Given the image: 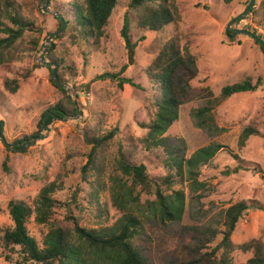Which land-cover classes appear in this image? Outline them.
Here are the masks:
<instances>
[{"label": "rangeland", "instance_id": "obj_1", "mask_svg": "<svg viewBox=\"0 0 264 264\" xmlns=\"http://www.w3.org/2000/svg\"><path fill=\"white\" fill-rule=\"evenodd\" d=\"M14 1L25 20L43 26L44 32L27 30L13 51L18 69L32 67L37 60L40 67L33 77L22 83L16 94L8 93L0 79V121H3V134L11 146H5L0 138V238L6 229L14 226L9 214L10 203L23 202L33 207L41 189L60 175L64 176V189L55 195L62 203L56 210V219L66 224V217L74 215L86 228L110 230L114 227L122 213L113 206L111 194L115 187L119 189V181L131 185L116 166L121 146L131 162L144 164L150 178L161 183L168 175L167 156L162 149L147 150L139 141L146 134L144 126L150 123L156 111L154 88L147 71L165 42L179 34L184 55L187 58L198 56V75L190 92H181L179 119L165 136L172 144H176L177 137L185 140L187 160L213 144H220L224 149L194 176L198 184L193 182L186 166L183 182H177L172 189L162 186L166 194H171L172 190L184 191L186 207L181 222H158L147 204L155 201L156 196L140 195L139 205L150 220L144 217L145 231L135 240V246L151 264H211L202 259L220 244L226 211L244 201L262 208L249 210L239 220L232 236L236 250L231 264H247L254 252L238 247L252 241L264 246V85L255 93L234 95L215 109V122L225 132L217 135L198 128L194 115L208 100L218 98L223 87L248 78L254 82L259 77L264 78V53L255 40L237 33L233 36L235 41L229 42L226 35L229 22L247 9L250 0H234L231 4L223 0H177L183 21L167 25L157 33L142 30L137 14L132 12L134 52L127 49L121 36L124 15L131 0H119L98 47L84 41L68 24L58 35L61 38L57 36L47 43L49 35L59 26L55 14L69 13L70 0H48L49 13L42 11L45 17L38 12L44 3ZM261 2L256 0V8L261 7ZM256 22L254 14L249 13L242 21L234 23L230 31L247 30L264 40V25ZM1 36L4 35L0 33ZM35 40L38 46L34 51ZM28 49L32 52H27ZM52 50L64 59L62 82L70 89L69 92L66 89L67 95L76 106L77 115L55 116L43 128L44 114L64 98L52 82L54 65L41 61L55 64L50 57ZM124 65L128 69L123 76L134 79L140 88L126 85L119 89L115 82L97 79L104 73L119 72ZM48 113L53 114L52 111ZM248 127L256 134L241 148L239 138ZM116 128L118 134L104 153L106 185L99 199L103 208L100 212L98 204L90 197L92 179L85 182L82 177L81 169L92 147L87 136L105 135ZM34 134L38 136L25 146L26 151L15 150L14 145H21L18 140ZM7 157L9 172L3 168ZM27 227L42 247V238L49 232V226L38 225L31 218ZM207 229L215 232L209 244L202 234ZM202 239L207 245L195 248L197 243L201 245ZM0 264L14 263L1 257Z\"/></svg>", "mask_w": 264, "mask_h": 264}, {"label": "trees", "instance_id": "obj_2", "mask_svg": "<svg viewBox=\"0 0 264 264\" xmlns=\"http://www.w3.org/2000/svg\"><path fill=\"white\" fill-rule=\"evenodd\" d=\"M44 3V0H36ZM226 4H231L234 0H223ZM119 0H70L69 13L61 15L68 26L77 30L81 38L92 46L98 47L102 37L105 35L109 20L118 6ZM261 7L256 6L250 11L256 17L257 24L264 25V0ZM43 9L38 8L42 17ZM137 14L138 26L147 32H159L170 24H179L183 21V16L177 0H131L129 10L124 15L121 36L124 39L127 49L134 52L136 43L131 37L132 15ZM57 18V17H56ZM59 21V30L62 27ZM13 24V27L7 23ZM36 31L39 34L44 32L43 26H36L33 21H26L21 14V8L14 0H0V73L3 79L5 90L10 94H16L22 83H27L33 77L35 70L40 66L35 61L29 68H16L14 49L27 31ZM234 32L230 31L228 40L234 42ZM57 37V36H56ZM57 38H61L58 36ZM145 40V38H142ZM182 36L174 35L160 50L158 56L150 65L147 74L154 88L153 105L155 107L154 118L145 125L146 134L139 139L140 143L147 150L162 149L167 156L165 165L168 175L158 183L152 180L144 164L131 162L124 148L120 147L119 157L116 159L117 169L122 173L128 183L117 184L119 189L113 190L111 200L115 209L122 213V217L110 230H96L83 227L79 217L69 215L66 217V224L55 218L56 210L60 208L61 202L55 195L64 189V176L45 185L31 207L23 202H11L9 214L14 226L4 231L0 238L3 253L0 258L14 264H151L135 246V240L142 236L145 231V218L139 201L141 194L155 195V201H148L151 215L160 223H179L185 213V193L182 190H172L171 194H166L162 186L172 189L177 182H183L185 177V167H188L189 175L195 184L198 181L195 175H199L202 166H206L224 147L220 144H213L196 152L195 156L186 159L187 145L182 137H177L176 144L169 142L165 136L169 129L179 119V109L182 105L181 92L189 93L192 82L198 75V56L184 55L181 45ZM257 45V43L255 41ZM38 46L37 40L32 45L34 51ZM260 46V45H259ZM261 47V46H260ZM262 49V48H261ZM27 52H32L28 49ZM263 53L264 50L262 49ZM50 57L55 65H58L57 75L63 81L61 69L65 67L63 58L55 55L51 51ZM127 65L117 73H104L97 77L98 80H110L115 82L119 89H124L126 85L134 88L140 86L132 78L123 76ZM53 76V75H52ZM54 85L64 94L63 101L50 108L53 112L48 119L51 123L56 117L77 115V108L71 103L68 92L65 88ZM264 85V78L259 77L255 82L248 78L233 85L223 87L221 94L214 100H208L204 107L199 108L194 117L196 126L214 134L225 132L215 122L214 111L224 101L234 95L242 93H255ZM46 112L44 116L48 113ZM42 129V127H40ZM3 121H0V132L3 133ZM118 129L92 137L87 136V141L92 146L88 154V160L81 169L85 182L92 186L90 197L98 204V210L103 211L99 202L100 195L105 189L103 175L105 173L104 153L110 142L118 134ZM256 134V131L248 127L243 130L239 138V146L243 148L249 138ZM38 134L18 140L21 145H14L15 150L26 151L25 146L32 143L31 140ZM34 146V145H33ZM9 151L12 149L8 148ZM9 157L4 161L3 168L9 172ZM178 178V179H177ZM138 192L136 195L135 193ZM141 208V209H140ZM251 209H262L248 202H239L231 206L225 213L224 226L221 232L222 239L218 246L213 248L212 254L206 253L202 262L211 264H231L232 255L236 250L232 242V236L236 230L239 220ZM31 218L38 225L49 226L50 230L42 238V247L37 240L32 237L28 230V223ZM150 220L147 216L146 219ZM203 237L208 239V244L213 242L215 232L207 229L202 232ZM206 240H201V245L195 248L205 247ZM244 251H253V257L247 264H264V246L259 241H252L238 247ZM220 257L217 258V254ZM17 256V258H15ZM214 258L211 259L210 257Z\"/></svg>", "mask_w": 264, "mask_h": 264}, {"label": "water", "instance_id": "obj_3", "mask_svg": "<svg viewBox=\"0 0 264 264\" xmlns=\"http://www.w3.org/2000/svg\"><path fill=\"white\" fill-rule=\"evenodd\" d=\"M44 4H45V6L43 7V12H44V13H49V10L47 9L48 0H44ZM255 4H256V0H250V4H249V6L247 7V9H246L244 12H242L239 16H237L236 18H234L232 21L229 22V24L227 25V28H226V35H227V36H229V32H230V30L232 29V25H233L234 23H236V22H240V21H242V20L244 19V17L247 16V15L250 13V11L254 8ZM55 16L61 21V23H62V27H61L59 30H57V31H55V32H52V33L49 35V37H48V39H47V43H51L52 40H53L56 36H58L59 34H61V33L65 30L66 25H67L66 22H65V20L63 19V17H62L61 15H59V14L56 13ZM237 33L245 34V35H247V36L253 38V40H255L257 43H259V45L261 46V48L264 50V40L261 39L260 37L256 36L255 34H253L252 32H249V31H247V30H240V31H237V32H235L234 35H236ZM41 61H42L43 64H47V65H50V66H51V65H54V67L52 68V75H53V79H54L55 84H56L57 86L61 87V88H65V89H67L68 92H69L70 89H69L68 85H67L66 83L62 82V81L58 78L57 70H56V65H55V64H52V63H50V62H46V61H44L43 59H42ZM50 115H51V113H48V114L45 116V118H44V122H43V128H46V127H47V119L49 118ZM0 138H1V140L3 141V143H4L5 146H7V147H11V146L7 143L4 134L1 133V132H0Z\"/></svg>", "mask_w": 264, "mask_h": 264}]
</instances>
